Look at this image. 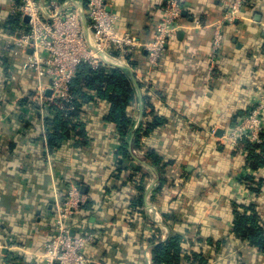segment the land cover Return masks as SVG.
Segmentation results:
<instances>
[{"label": "crops", "instance_id": "0c3cea01", "mask_svg": "<svg viewBox=\"0 0 264 264\" xmlns=\"http://www.w3.org/2000/svg\"><path fill=\"white\" fill-rule=\"evenodd\" d=\"M11 1L0 0V264H49L41 254L72 183L86 197L72 232L97 235L85 248L91 264H154L153 246L174 234L185 239L181 264H264V251L235 230L238 215L264 229V164L224 137L264 88V0L244 1L219 46L215 22L233 0H185L184 25L157 66L144 49L125 59L112 52L105 64L128 72L135 89L128 135L93 94L79 117L86 142L71 136L59 147L48 135L55 105L34 98L31 49L13 42L29 17L12 13ZM108 2L120 29L143 42L155 37L167 4ZM125 141L129 167L118 173Z\"/></svg>", "mask_w": 264, "mask_h": 264}, {"label": "built area", "instance_id": "2783aa9c", "mask_svg": "<svg viewBox=\"0 0 264 264\" xmlns=\"http://www.w3.org/2000/svg\"><path fill=\"white\" fill-rule=\"evenodd\" d=\"M244 1L233 0L232 6L215 22L216 46L222 39L223 24L240 16ZM184 2L167 0L155 37L143 42L120 29L108 0H12L11 12L29 17L28 30L14 37L13 42L31 49L29 67L38 80L34 98L49 100L65 108L66 103L72 102L71 83L81 65L98 68L110 62L112 52L125 59L144 49L150 65L157 66L172 34L184 25ZM47 90H51L50 96L45 95ZM224 137L234 148L242 146L244 140L264 143V88L251 110L242 115ZM85 201L78 184H70L64 201L57 205L55 234L44 244L41 254L49 264L92 263L85 248L96 240L97 235L85 231L72 234L71 222ZM147 209L154 211L151 205Z\"/></svg>", "mask_w": 264, "mask_h": 264}, {"label": "trees", "instance_id": "16d2710c", "mask_svg": "<svg viewBox=\"0 0 264 264\" xmlns=\"http://www.w3.org/2000/svg\"><path fill=\"white\" fill-rule=\"evenodd\" d=\"M71 93L73 95L72 102L66 103L65 108L52 103L56 110L55 117L49 120L48 128L52 147H59L70 140L71 136H80L82 143L86 142V124L80 121L79 117L84 111V105L95 100L93 94H96L99 99L108 101L110 109L106 116L107 120L115 123L122 138H126L133 122L127 112V107L135 97L134 85L128 72L119 66L113 67L109 64H102L98 68L82 64L79 73L71 83ZM70 106L74 108L68 109ZM139 139L140 134L137 130L131 146H137ZM243 147L249 151L256 166L264 164V143L253 144L249 140H244ZM121 151L124 157L117 162L118 173L129 167L127 158L130 151L126 141L122 144ZM251 217L253 218V216ZM252 218L248 215H238L235 219V230L241 235L249 237L254 245L264 251V229L258 226ZM184 244L183 236L174 234L167 240L154 245V264H181L182 260L186 258Z\"/></svg>", "mask_w": 264, "mask_h": 264}, {"label": "water", "instance_id": "95a60500", "mask_svg": "<svg viewBox=\"0 0 264 264\" xmlns=\"http://www.w3.org/2000/svg\"><path fill=\"white\" fill-rule=\"evenodd\" d=\"M72 234H74V233L72 232Z\"/></svg>", "mask_w": 264, "mask_h": 264}]
</instances>
